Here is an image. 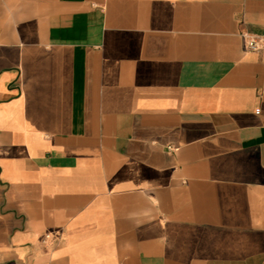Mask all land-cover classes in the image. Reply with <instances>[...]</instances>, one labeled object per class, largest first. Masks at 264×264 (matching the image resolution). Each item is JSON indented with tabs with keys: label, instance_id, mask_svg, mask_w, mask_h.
Masks as SVG:
<instances>
[{
	"label": "crops",
	"instance_id": "1",
	"mask_svg": "<svg viewBox=\"0 0 264 264\" xmlns=\"http://www.w3.org/2000/svg\"><path fill=\"white\" fill-rule=\"evenodd\" d=\"M245 33L264 0H0V264H264Z\"/></svg>",
	"mask_w": 264,
	"mask_h": 264
},
{
	"label": "built area",
	"instance_id": "2",
	"mask_svg": "<svg viewBox=\"0 0 264 264\" xmlns=\"http://www.w3.org/2000/svg\"><path fill=\"white\" fill-rule=\"evenodd\" d=\"M245 46L249 50H260L264 48V34H244ZM50 234L46 235L49 238Z\"/></svg>",
	"mask_w": 264,
	"mask_h": 264
}]
</instances>
